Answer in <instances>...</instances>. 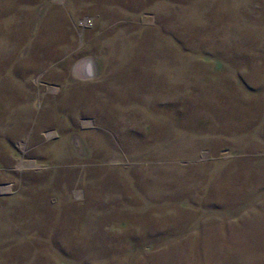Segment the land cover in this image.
Listing matches in <instances>:
<instances>
[{
  "label": "rangeland",
  "instance_id": "obj_1",
  "mask_svg": "<svg viewBox=\"0 0 264 264\" xmlns=\"http://www.w3.org/2000/svg\"><path fill=\"white\" fill-rule=\"evenodd\" d=\"M0 264H264V0H0Z\"/></svg>",
  "mask_w": 264,
  "mask_h": 264
},
{
  "label": "water",
  "instance_id": "obj_2",
  "mask_svg": "<svg viewBox=\"0 0 264 264\" xmlns=\"http://www.w3.org/2000/svg\"><path fill=\"white\" fill-rule=\"evenodd\" d=\"M86 71H87L86 73H89V68L88 67L86 68Z\"/></svg>",
  "mask_w": 264,
  "mask_h": 264
},
{
  "label": "bare ground",
  "instance_id": "obj_3",
  "mask_svg": "<svg viewBox=\"0 0 264 264\" xmlns=\"http://www.w3.org/2000/svg\"><path fill=\"white\" fill-rule=\"evenodd\" d=\"M87 65H88V63L85 65V71H86Z\"/></svg>",
  "mask_w": 264,
  "mask_h": 264
}]
</instances>
